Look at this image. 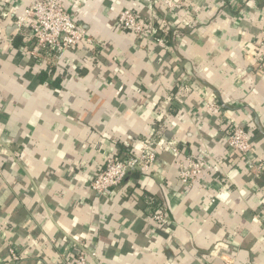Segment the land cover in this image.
<instances>
[{
    "label": "crops",
    "instance_id": "crops-1",
    "mask_svg": "<svg viewBox=\"0 0 264 264\" xmlns=\"http://www.w3.org/2000/svg\"><path fill=\"white\" fill-rule=\"evenodd\" d=\"M180 1L167 13L162 0H65L94 42L57 62L29 52L27 30L14 35L31 0H0L12 38L0 42V264H65L83 249L96 252L88 264H264V171L224 142L226 124H242L264 161V0ZM124 8L165 18L168 46L119 28ZM151 136L177 153L159 148L152 173L128 172L111 194L90 189L107 155ZM187 156L210 160L193 186L177 179Z\"/></svg>",
    "mask_w": 264,
    "mask_h": 264
},
{
    "label": "built area",
    "instance_id": "built-area-1",
    "mask_svg": "<svg viewBox=\"0 0 264 264\" xmlns=\"http://www.w3.org/2000/svg\"><path fill=\"white\" fill-rule=\"evenodd\" d=\"M77 1L81 0H72L74 3ZM162 3L167 13L179 9L183 4L180 0H162ZM14 24V35H21L24 29L29 32L30 53L39 55L41 52H47L52 54L57 62L64 60L66 54L74 47H88L94 42L87 30L75 22L65 0H31ZM116 24L119 28L130 31L138 39L149 41L161 48L168 46L166 37L169 35L170 23L165 18L159 19L158 25L154 26L151 21L141 19L132 10L124 8L116 16ZM259 32L256 45L261 49V56L258 58L260 69L264 68V12L261 13ZM3 40L11 41L12 38L6 39L4 34L0 33V42ZM205 108L212 114L218 115L222 106L211 99L207 101ZM224 142L230 155L237 157L245 170L250 173L264 171V161L257 155L258 146L252 140L246 126L233 121L227 123ZM161 147L175 154L178 151L176 144L172 141L165 142L161 137L151 136L135 141L131 150L124 156L107 155L102 168L91 177L90 189L100 195L111 194L122 183L128 172L152 173L156 164L157 150ZM207 161L210 160L202 161L190 156L183 160H176L178 181L183 186L197 184L206 173ZM147 219L164 229L169 222L164 211L154 212L148 215ZM223 247L225 245H215L211 254L218 253ZM20 254L11 247L8 249L7 258L13 263L19 259ZM88 256L95 258L96 252H86L83 249L65 264H88Z\"/></svg>",
    "mask_w": 264,
    "mask_h": 264
},
{
    "label": "trees",
    "instance_id": "trees-1",
    "mask_svg": "<svg viewBox=\"0 0 264 264\" xmlns=\"http://www.w3.org/2000/svg\"><path fill=\"white\" fill-rule=\"evenodd\" d=\"M169 37V36H168ZM139 175V174H138ZM154 212H157V211H154Z\"/></svg>",
    "mask_w": 264,
    "mask_h": 264
}]
</instances>
